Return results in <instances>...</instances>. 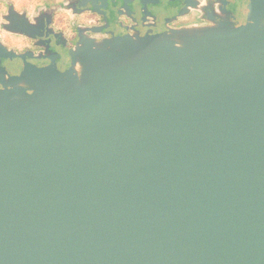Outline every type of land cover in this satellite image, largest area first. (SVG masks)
Returning a JSON list of instances; mask_svg holds the SVG:
<instances>
[{
    "label": "water",
    "instance_id": "95a60500",
    "mask_svg": "<svg viewBox=\"0 0 264 264\" xmlns=\"http://www.w3.org/2000/svg\"><path fill=\"white\" fill-rule=\"evenodd\" d=\"M55 10L9 4L5 31ZM246 15L80 30L65 72L0 68V264H264V7Z\"/></svg>",
    "mask_w": 264,
    "mask_h": 264
},
{
    "label": "flooded vegetation",
    "instance_id": "af4514ba",
    "mask_svg": "<svg viewBox=\"0 0 264 264\" xmlns=\"http://www.w3.org/2000/svg\"><path fill=\"white\" fill-rule=\"evenodd\" d=\"M248 1L250 6L264 7V0H158L148 6L150 15L144 20L141 0H60L55 5L66 8L54 12L50 23L45 16L42 35L35 39L5 31L8 22L2 20V15L6 8L0 14V43L17 55H25L26 60L0 55V68L10 77L21 76L27 63L40 68L54 64L57 70L65 72L71 67L70 51L79 40L80 30L97 39L156 35L171 29L208 25L210 17L216 22L247 27L252 24L246 15ZM156 6L163 7L164 12L157 13ZM186 8L188 12L180 15ZM44 14L37 11L27 13L26 17L31 25H36ZM3 90L0 83V91Z\"/></svg>",
    "mask_w": 264,
    "mask_h": 264
},
{
    "label": "rangeland",
    "instance_id": "374dc122",
    "mask_svg": "<svg viewBox=\"0 0 264 264\" xmlns=\"http://www.w3.org/2000/svg\"><path fill=\"white\" fill-rule=\"evenodd\" d=\"M60 0H0V14L7 11L2 15V20H5V16L8 14L9 4L14 6V9L20 13L35 14L37 11L42 13H50L52 9H57L56 11L64 10L66 7H59L55 5ZM164 9L163 7L156 6L155 11L161 13Z\"/></svg>",
    "mask_w": 264,
    "mask_h": 264
}]
</instances>
